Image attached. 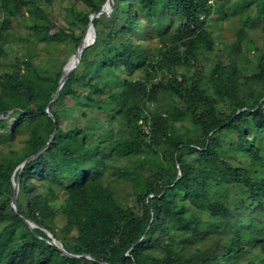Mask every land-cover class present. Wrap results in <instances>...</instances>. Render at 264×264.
Instances as JSON below:
<instances>
[{
  "label": "trees",
  "instance_id": "trees-1",
  "mask_svg": "<svg viewBox=\"0 0 264 264\" xmlns=\"http://www.w3.org/2000/svg\"><path fill=\"white\" fill-rule=\"evenodd\" d=\"M79 1L87 11L66 7L70 26L59 28L39 18L53 0H0V89L29 104L0 108V264H229L252 245L264 260V86H241L264 84V54L248 56L264 0H113L54 98L66 63L55 54L74 53L104 0ZM224 18L240 22L229 57L201 72L196 52H213ZM14 34L24 53L10 51ZM237 58L253 64L250 77L239 79ZM26 67L50 87L25 84ZM159 93L181 104L166 114L151 106ZM182 118L201 133L177 132Z\"/></svg>",
  "mask_w": 264,
  "mask_h": 264
},
{
  "label": "rangeland",
  "instance_id": "rangeland-1",
  "mask_svg": "<svg viewBox=\"0 0 264 264\" xmlns=\"http://www.w3.org/2000/svg\"><path fill=\"white\" fill-rule=\"evenodd\" d=\"M76 1V2H75ZM106 0L103 1V4H105ZM227 3L226 1H218L216 2L217 5H222L223 3ZM254 3L251 5L253 11L255 12V8H253ZM45 6V7H44ZM43 7L47 9V11L49 12V16H46L45 14L42 16V14H40L39 18H42L44 21H46L49 25H53L55 24L57 27H64V28H68L70 26V21L71 20V16L67 14V11L65 10L66 7H71L74 6V8H78L83 12L87 11V6L84 5L83 3H81L79 0H53V2L51 4H48L47 6L44 5ZM234 6V5H233ZM113 7V6H112ZM234 11L238 10V6L236 5L233 8ZM112 11V10H111ZM111 13V12H110ZM216 18H220L221 16L216 15ZM3 19V14L0 11V22ZM14 23H21L20 21L17 22L15 21ZM30 23H37L36 19L34 21V19L30 20ZM240 22L238 21V19L235 20H228V18H224L222 20V22L218 25H216V28L214 30V38L216 40V47L214 48L213 52L209 55L208 53L205 52H201V49H199L196 52V57H197V67L198 69L201 70V72L206 71L207 68H209L211 66L212 63L223 59H226L227 57H229V53L232 49V43L234 41L235 38V30L236 27H239ZM215 26H213L214 28ZM84 29V33L82 34V36L86 33L87 31V27H83ZM56 29H52V31H55ZM26 28L24 26H20L18 29L19 34L21 35H25L26 33ZM79 32V30H78ZM252 38V45L256 48H258L257 50H253L251 49V47L249 46H245L243 47L244 49L242 50L243 53L244 50H248L251 49L248 56L250 58H253L255 60H257L261 55L257 54V53H263L264 54V32L262 31V29L257 28L255 29L253 32H250L249 35ZM14 37V38H13ZM16 34H14L12 36V38L14 39L12 46L13 49H10L11 52L14 51H18V52H22L24 53L25 49H24V44L23 43H17L21 40L19 39H15ZM251 46V45H250ZM77 48V47H76ZM76 50V49H75ZM70 48L68 46V44H66L60 51H58L55 56L59 57L61 59H66V62L70 59V57L74 54L71 53L70 54ZM75 52V51H74ZM11 58L13 57V54H11L10 56ZM43 58L44 60H46L45 55H40L39 59ZM247 59L246 57H243ZM246 59L244 60H240V59H236V69L239 71V79H243L246 77H250L251 72L253 71V64L251 68H247L248 65H246ZM2 61H6V60H2ZM115 62V61H114ZM6 63V62H5ZM246 65V66H245ZM4 64H2V68H4ZM242 67V68H240ZM6 70H9V67H6ZM195 70V65L191 66L189 68H183L181 70H179L178 73V78H180V75L182 73L190 74L191 72H193ZM22 80L24 81L25 84L31 86V87H35L37 90H44L48 87H50L49 85H47L46 83H44L43 81H41L39 78L36 77V74L31 70L30 67H26L23 71H22ZM190 77H188V81L187 83H189ZM255 84V85H253ZM56 85V84H55ZM58 85V83H57ZM243 88L246 89V93H253L255 94L257 92V89H261L263 88L264 84L261 82H257L253 79L248 80V82L246 84L241 85ZM247 95V94H246ZM14 96L12 95H6L5 92H3L0 89V108H10L13 109V107H29L28 102H25L23 99H18V104L17 101H15ZM177 104H181V102L177 99V97H175L173 94H162L159 93L158 95V100L155 103H152L151 106L152 107H158L160 111H163L166 114H169L172 110L173 107L176 106ZM11 112V110L9 111ZM188 118H182L180 120H177L174 122V129L183 134V136L185 137H197L201 132V130L199 129V127L189 121H187ZM16 143L12 145L11 148L14 149H19L23 146V137L22 136H18L16 138ZM2 148H4L6 145H2L0 144ZM10 146H7V149ZM4 149V150H7ZM186 160H187V156H185ZM150 158V162H151ZM152 164V162H151ZM179 173V170H178ZM122 182V183H121ZM117 187L120 191V196L122 197V201L125 203H129V205H133L135 208L137 207V204L133 201V199L131 198V193L129 190V184L127 182H123L120 181L119 183H117ZM59 193V199L63 198L62 196V192L58 191ZM139 210V209H138ZM137 211V209H136ZM57 223H61V219L57 218ZM260 253V249L258 248V246H247L245 248V250L242 252L241 255L237 256L236 258L232 259L230 261L229 264H245L246 261L248 260H253L255 262H258L259 264H264V260L261 259V256L259 257L258 254Z\"/></svg>",
  "mask_w": 264,
  "mask_h": 264
},
{
  "label": "water",
  "instance_id": "water-1",
  "mask_svg": "<svg viewBox=\"0 0 264 264\" xmlns=\"http://www.w3.org/2000/svg\"><path fill=\"white\" fill-rule=\"evenodd\" d=\"M112 6H113V0H106L105 4L102 5V7L100 8L99 11L91 13L89 15V22L87 25V31L90 30V38L86 41H84V36L86 35V33L82 36V38L80 39V42L78 43V46L74 52V54L70 57V59H72L74 57V60L72 62V64L69 66L68 69H66V66L68 64V62L70 61V59L65 63L63 69H62V74L61 77L58 81V85H57V89L54 95V98L57 96L58 91L60 90L61 86L63 85V83L65 82V80L68 78V76L72 73V71L76 68V66L78 65L79 61H80V57H81V53L84 50V48H86L87 46H89L95 39V32H94V27L92 24V20L99 16L102 13H105L107 15L110 14L111 10H112ZM86 31V32H87ZM46 111L48 112L49 115L50 112L46 109ZM52 138L50 139V141L48 142L47 146L44 147L43 149H41L37 154L45 151L46 148L49 147L50 142H51ZM23 165V163L21 164V166ZM17 192H18V183L17 181L14 182V187H13V195L11 198V206L13 207V209L16 211V196H17ZM31 228L35 227L36 225L27 220V219H23ZM48 236L51 238L50 243L52 244H56V242L54 241V238L52 237L51 234L48 233ZM57 245V244H56ZM59 246V245H58ZM59 248L62 250L63 253L67 254L68 256H73V257H80V255H75V254H70L68 252H66L63 248H61L59 246ZM88 258H91L90 256H88ZM102 264H109L107 262H104L102 260H99Z\"/></svg>",
  "mask_w": 264,
  "mask_h": 264
},
{
  "label": "bare ground",
  "instance_id": "bare-ground-1",
  "mask_svg": "<svg viewBox=\"0 0 264 264\" xmlns=\"http://www.w3.org/2000/svg\"><path fill=\"white\" fill-rule=\"evenodd\" d=\"M90 34H91L90 30H88L86 32V35L84 36V41H86V40H88L90 38ZM73 60H74V57L72 59H70V61L68 62L67 66H66V69L69 68V66L72 64Z\"/></svg>",
  "mask_w": 264,
  "mask_h": 264
}]
</instances>
